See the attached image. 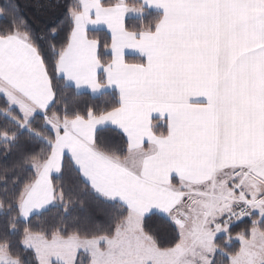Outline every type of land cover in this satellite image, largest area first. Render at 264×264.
Instances as JSON below:
<instances>
[{
    "label": "snow or ice",
    "instance_id": "snow-or-ice-1",
    "mask_svg": "<svg viewBox=\"0 0 264 264\" xmlns=\"http://www.w3.org/2000/svg\"><path fill=\"white\" fill-rule=\"evenodd\" d=\"M66 20L45 48L0 7V149L43 145L19 191L3 182L0 264H264V0H74ZM69 90L100 103L70 110ZM66 176L110 206L106 228L32 224L70 214Z\"/></svg>",
    "mask_w": 264,
    "mask_h": 264
},
{
    "label": "trees",
    "instance_id": "trees-1",
    "mask_svg": "<svg viewBox=\"0 0 264 264\" xmlns=\"http://www.w3.org/2000/svg\"><path fill=\"white\" fill-rule=\"evenodd\" d=\"M12 2L19 6V12L31 32L37 37H44L40 41L42 46L47 48L49 42L55 43L57 47L62 46L70 31V25L66 20L67 10L74 0H12ZM106 2H115V0H106ZM4 4L5 0H0V7H3ZM52 28L58 30V35L54 40L50 36ZM90 35L105 37L107 32L90 33ZM66 95L70 110L80 111L81 113H84L88 106L100 103L86 93L77 96L74 91L69 90ZM106 99L112 100L113 98L109 96ZM3 107V101L0 100V108ZM58 107H61V105H58ZM3 123L4 118L0 116V125ZM40 123L41 120L37 118L34 126H38ZM109 141L116 145L126 146L125 137L118 133H111ZM41 148H43V145L32 140L25 132L21 134L18 146L11 150L6 159L3 150L0 149V196H2V185L6 178L8 179V190L11 193L19 191L23 187V183L33 177V173L26 170L24 161L28 153H37ZM65 163L67 164L68 161L66 160ZM5 170L7 171L5 172ZM13 182H15V187H13ZM64 182L72 188L70 214L65 216L62 207L50 208L43 216L33 217L32 224L45 229L67 225L69 231L78 227L81 232H95L100 228H106L109 223V213L112 211L110 206L101 200L95 199L87 192L83 184L69 181L67 176ZM2 220L3 217H0V221ZM150 224L159 230L164 241L163 246H170L176 236L175 231L155 217H153ZM248 227H250V224L247 220L244 223L237 224L233 228V237H235L236 232ZM238 249L239 243L233 242V250Z\"/></svg>",
    "mask_w": 264,
    "mask_h": 264
},
{
    "label": "rangeland",
    "instance_id": "rangeland-1",
    "mask_svg": "<svg viewBox=\"0 0 264 264\" xmlns=\"http://www.w3.org/2000/svg\"><path fill=\"white\" fill-rule=\"evenodd\" d=\"M233 242H238V241H235V239H234V241Z\"/></svg>",
    "mask_w": 264,
    "mask_h": 264
},
{
    "label": "crops",
    "instance_id": "crops-1",
    "mask_svg": "<svg viewBox=\"0 0 264 264\" xmlns=\"http://www.w3.org/2000/svg\"><path fill=\"white\" fill-rule=\"evenodd\" d=\"M106 32V31H105Z\"/></svg>",
    "mask_w": 264,
    "mask_h": 264
}]
</instances>
